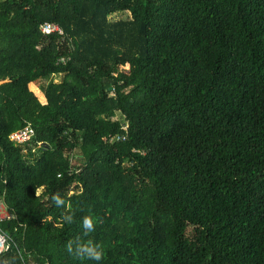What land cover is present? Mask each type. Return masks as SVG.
Returning <instances> with one entry per match:
<instances>
[{"label": "trees", "instance_id": "1", "mask_svg": "<svg viewBox=\"0 0 264 264\" xmlns=\"http://www.w3.org/2000/svg\"><path fill=\"white\" fill-rule=\"evenodd\" d=\"M0 197V264H264V0H0Z\"/></svg>", "mask_w": 264, "mask_h": 264}, {"label": "clouds", "instance_id": "2", "mask_svg": "<svg viewBox=\"0 0 264 264\" xmlns=\"http://www.w3.org/2000/svg\"><path fill=\"white\" fill-rule=\"evenodd\" d=\"M38 192L39 190H37V194ZM52 199L57 205L64 204L65 208L68 207L67 203L60 196L54 194L52 196ZM63 219L67 222H71V212H68V214L64 215ZM94 223L95 218L90 214L84 215L82 217L81 225L85 235L93 230ZM65 246L68 253L74 255L76 258L91 259L95 261L101 260L104 252V249L100 242H94L91 238L81 240L79 237H77L74 241L72 239H69Z\"/></svg>", "mask_w": 264, "mask_h": 264}, {"label": "built area", "instance_id": "3", "mask_svg": "<svg viewBox=\"0 0 264 264\" xmlns=\"http://www.w3.org/2000/svg\"><path fill=\"white\" fill-rule=\"evenodd\" d=\"M41 30L45 33L54 31L58 29V25L56 23L53 22H44L41 26H40ZM34 134V130L32 128V126L30 124H26L23 127H20L16 130L11 131L8 134V138L15 142V143H24L27 142ZM40 144H42L41 141H38L36 146L34 145L32 147V150H34L37 146H39ZM12 215L11 213L8 211V209L5 207V204L3 203V200L0 197V221L6 218H10ZM7 247L6 244V235L5 233L2 231L1 225H0V253Z\"/></svg>", "mask_w": 264, "mask_h": 264}, {"label": "rangeland", "instance_id": "4", "mask_svg": "<svg viewBox=\"0 0 264 264\" xmlns=\"http://www.w3.org/2000/svg\"><path fill=\"white\" fill-rule=\"evenodd\" d=\"M129 16V12L126 11V10H123V11H117L115 13H112L109 15V18L111 19H116V18H126ZM62 77L61 74H53L50 76V79H53V80H60Z\"/></svg>", "mask_w": 264, "mask_h": 264}]
</instances>
